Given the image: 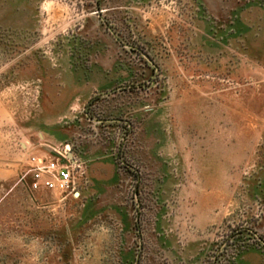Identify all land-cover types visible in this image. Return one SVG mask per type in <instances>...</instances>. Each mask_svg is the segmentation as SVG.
Here are the masks:
<instances>
[{"label":"rangeland","instance_id":"rangeland-1","mask_svg":"<svg viewBox=\"0 0 264 264\" xmlns=\"http://www.w3.org/2000/svg\"><path fill=\"white\" fill-rule=\"evenodd\" d=\"M220 253L264 264V0H0V264Z\"/></svg>","mask_w":264,"mask_h":264},{"label":"built area","instance_id":"built-area-1","mask_svg":"<svg viewBox=\"0 0 264 264\" xmlns=\"http://www.w3.org/2000/svg\"><path fill=\"white\" fill-rule=\"evenodd\" d=\"M32 167L29 172L32 176V188L42 186L50 190H59L62 193L77 194V179L79 172L84 173L81 163L71 152L70 145H66L56 154H45L31 157Z\"/></svg>","mask_w":264,"mask_h":264},{"label":"trees","instance_id":"trees-1","mask_svg":"<svg viewBox=\"0 0 264 264\" xmlns=\"http://www.w3.org/2000/svg\"><path fill=\"white\" fill-rule=\"evenodd\" d=\"M248 231L249 232V229L247 228H238L237 230L234 231L233 234H231V236L229 238H227L226 240V243L224 245V249H226L230 244H234L236 243L235 241L237 240V238L239 237H242L243 233ZM238 234H241L240 236H237ZM220 256H221V253L216 255V263L218 264V262L220 261Z\"/></svg>","mask_w":264,"mask_h":264},{"label":"crops","instance_id":"crops-1","mask_svg":"<svg viewBox=\"0 0 264 264\" xmlns=\"http://www.w3.org/2000/svg\"><path fill=\"white\" fill-rule=\"evenodd\" d=\"M26 147H27L26 149H28L29 146L26 144ZM37 190H50V189H48V188L42 186L41 188H39V189H37Z\"/></svg>","mask_w":264,"mask_h":264}]
</instances>
